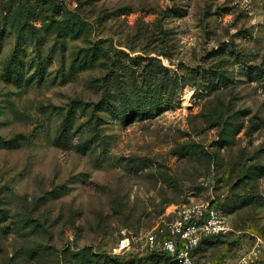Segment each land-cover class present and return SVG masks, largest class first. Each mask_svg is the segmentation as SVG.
<instances>
[{
	"label": "rangeland",
	"instance_id": "1",
	"mask_svg": "<svg viewBox=\"0 0 264 264\" xmlns=\"http://www.w3.org/2000/svg\"><path fill=\"white\" fill-rule=\"evenodd\" d=\"M152 68L161 109L111 111ZM263 71L264 0H0V264H171L146 234L201 202L198 262L264 264Z\"/></svg>",
	"mask_w": 264,
	"mask_h": 264
},
{
	"label": "built area",
	"instance_id": "2",
	"mask_svg": "<svg viewBox=\"0 0 264 264\" xmlns=\"http://www.w3.org/2000/svg\"><path fill=\"white\" fill-rule=\"evenodd\" d=\"M227 231L225 215L209 202L183 208L167 230H151L146 245L151 251L168 253L173 264H201L196 260L202 242Z\"/></svg>",
	"mask_w": 264,
	"mask_h": 264
},
{
	"label": "trees",
	"instance_id": "3",
	"mask_svg": "<svg viewBox=\"0 0 264 264\" xmlns=\"http://www.w3.org/2000/svg\"><path fill=\"white\" fill-rule=\"evenodd\" d=\"M8 70L10 73H16V75H19L18 60H12L8 66ZM146 73L147 74H144L145 78L141 83L138 79H134L133 76H129L128 80L121 83L122 88L120 91L126 96L121 95L122 97L120 104L110 108L111 111L117 113V115L127 120L130 117H145L147 113L152 112L154 109H161L160 101H162L163 97L172 91V85H174V82L177 80L173 79L172 81V79L168 78L166 75L158 77L154 70ZM119 106L121 108H119ZM128 112L131 113L128 114ZM64 125L65 127L59 135V139H61L63 135L68 136L67 119L64 121ZM215 236L218 235H213L205 239L198 247L197 251L202 248L204 243L210 241V239ZM154 255L165 256L171 264L173 263L171 257L165 253L154 252Z\"/></svg>",
	"mask_w": 264,
	"mask_h": 264
},
{
	"label": "bare ground",
	"instance_id": "4",
	"mask_svg": "<svg viewBox=\"0 0 264 264\" xmlns=\"http://www.w3.org/2000/svg\"><path fill=\"white\" fill-rule=\"evenodd\" d=\"M190 94H191V90L189 89V90H187V96H186V97H189ZM185 95H186V94H185Z\"/></svg>",
	"mask_w": 264,
	"mask_h": 264
}]
</instances>
